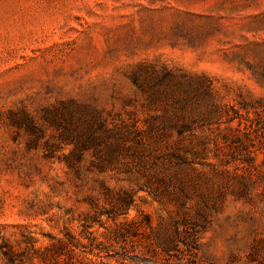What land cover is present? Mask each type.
Returning <instances> with one entry per match:
<instances>
[{"label":"rangeland","instance_id":"374dc122","mask_svg":"<svg viewBox=\"0 0 264 264\" xmlns=\"http://www.w3.org/2000/svg\"><path fill=\"white\" fill-rule=\"evenodd\" d=\"M0 264H264V0H0Z\"/></svg>","mask_w":264,"mask_h":264},{"label":"trees","instance_id":"16d2710c","mask_svg":"<svg viewBox=\"0 0 264 264\" xmlns=\"http://www.w3.org/2000/svg\"><path fill=\"white\" fill-rule=\"evenodd\" d=\"M96 121H98V128H95V125L93 124L94 122L88 121L87 132H79L77 135L67 134V137H70L68 138V141L74 144L75 147L69 155L65 156V162L69 170L77 176L80 175L82 170L80 163L83 161L85 151L91 148H94L97 151L96 155L100 158L98 165L99 169L102 171L112 164V161L117 158V154L120 150L124 149L126 146V142L124 140L125 136L123 134L117 132V130L108 129L106 120L100 118V120L95 119V122ZM182 127H187V125L183 124ZM99 131H101L102 134H99ZM178 135L179 137H182L183 132H179ZM161 136L169 137L168 135ZM108 139H113V142H108ZM104 151H106L105 154L103 153ZM172 157L176 159L179 166L187 164V161L183 158V156L178 153H173ZM124 203H127V201Z\"/></svg>","mask_w":264,"mask_h":264}]
</instances>
